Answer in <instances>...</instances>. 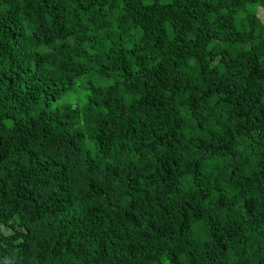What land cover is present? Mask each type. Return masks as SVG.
<instances>
[{"label":"trees","instance_id":"16d2710c","mask_svg":"<svg viewBox=\"0 0 264 264\" xmlns=\"http://www.w3.org/2000/svg\"><path fill=\"white\" fill-rule=\"evenodd\" d=\"M264 0H0V264H264Z\"/></svg>","mask_w":264,"mask_h":264},{"label":"rangeland","instance_id":"374dc122","mask_svg":"<svg viewBox=\"0 0 264 264\" xmlns=\"http://www.w3.org/2000/svg\"><path fill=\"white\" fill-rule=\"evenodd\" d=\"M260 15H264V13H263V12H261V13H260ZM262 17H263V20H264V16H262Z\"/></svg>","mask_w":264,"mask_h":264}]
</instances>
